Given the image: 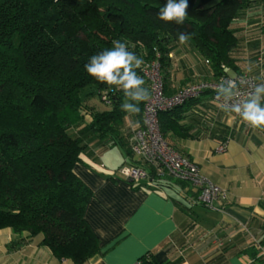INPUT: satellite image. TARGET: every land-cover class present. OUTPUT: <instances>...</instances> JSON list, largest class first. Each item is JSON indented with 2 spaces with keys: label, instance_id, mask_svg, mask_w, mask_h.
Returning a JSON list of instances; mask_svg holds the SVG:
<instances>
[{
  "label": "trees",
  "instance_id": "trees-1",
  "mask_svg": "<svg viewBox=\"0 0 264 264\" xmlns=\"http://www.w3.org/2000/svg\"><path fill=\"white\" fill-rule=\"evenodd\" d=\"M256 1L264 3L188 0V17L178 24L159 19L166 0H0V229L41 235L40 244L55 258L74 264L101 254L84 219L92 192L73 172L83 139L69 130L86 115V131L125 145L119 130L127 114L120 109L123 92L95 80L85 65L113 40L126 41L145 63H159L166 90L169 53L185 32L213 76L221 65L237 71L232 23ZM83 90L98 98L107 91L109 105L93 110L83 102ZM195 100L159 112L164 138L184 129L176 110ZM136 264L163 263L146 253Z\"/></svg>",
  "mask_w": 264,
  "mask_h": 264
},
{
  "label": "crops",
  "instance_id": "crops-1",
  "mask_svg": "<svg viewBox=\"0 0 264 264\" xmlns=\"http://www.w3.org/2000/svg\"><path fill=\"white\" fill-rule=\"evenodd\" d=\"M169 57L167 94L216 80L189 41L175 43ZM239 63L258 77L257 60ZM228 69L231 75L240 74L238 68ZM177 115L184 129L168 132L166 142L194 162L209 182L225 189L228 199L206 208L195 201V192L187 191L194 203L184 198L183 187L170 177L144 178L137 184L115 178L116 168L137 162L130 151L132 133L122 145L117 139H99L82 125L76 135L82 137L84 149L73 172L92 192L84 219L101 247V254L82 264H136L146 253L163 264H264V130L225 113L209 92L176 110ZM128 116L133 132L141 125V117ZM222 141L226 148L217 152ZM114 146L124 156L112 166L108 153ZM40 241L41 235L0 229V264H74L55 258Z\"/></svg>",
  "mask_w": 264,
  "mask_h": 264
},
{
  "label": "built area",
  "instance_id": "built-area-1",
  "mask_svg": "<svg viewBox=\"0 0 264 264\" xmlns=\"http://www.w3.org/2000/svg\"><path fill=\"white\" fill-rule=\"evenodd\" d=\"M208 63L207 60H205ZM257 65L260 67L258 77L249 73L229 75V69L221 65V73L215 81H200L184 87H179L171 94H166L159 63L146 62L142 66V74L148 81L151 91V99L144 102L141 114V125L132 132L133 141L130 151L136 159V163H124L116 171L115 178H123L132 184L139 183L144 178L170 177L175 181L185 184L182 195L194 203V197L188 196L187 191L195 192V201L206 208H214L215 203H223L228 199V192L209 182L199 171L197 165L170 146L162 136L158 114L180 106L190 99H196L204 92H209L211 99L220 105L216 99V87L221 81L235 80L238 85L239 97L243 99L252 91L260 79L264 82V56L257 57ZM100 100L109 105V95L103 91ZM235 115V114H234ZM226 148V141L220 142L217 152ZM264 255V250H261Z\"/></svg>",
  "mask_w": 264,
  "mask_h": 264
},
{
  "label": "clouds",
  "instance_id": "clouds-1",
  "mask_svg": "<svg viewBox=\"0 0 264 264\" xmlns=\"http://www.w3.org/2000/svg\"><path fill=\"white\" fill-rule=\"evenodd\" d=\"M188 0H166L160 8L159 19L165 22L175 21L182 24L187 16ZM190 35L180 32L178 41L185 45ZM112 48L90 57L85 65L87 73L113 91L123 92L121 111L128 115L140 112L139 104L151 99V91L145 87V80L137 74L142 69L144 59L129 50L127 42L113 40ZM216 99L225 113L235 114L249 127L264 130V82L258 83L243 99H238L239 90L235 80L221 81L216 87Z\"/></svg>",
  "mask_w": 264,
  "mask_h": 264
},
{
  "label": "rangeland",
  "instance_id": "rangeland-1",
  "mask_svg": "<svg viewBox=\"0 0 264 264\" xmlns=\"http://www.w3.org/2000/svg\"><path fill=\"white\" fill-rule=\"evenodd\" d=\"M198 1L199 0H196V2ZM211 4L212 3H210L209 5ZM232 28L234 29L238 37V47L232 53L235 66L237 63L236 67L238 68L240 73H248L249 71L247 70V67H241V63L239 62L248 58L255 64L259 55L262 54V56H264V4L256 1L249 9L243 10L233 21ZM229 75L231 76L230 73ZM85 90H83V92L81 93V97L83 102L87 106L97 111L106 109V105L101 102L100 98H98L96 94L90 93L88 95H84ZM88 121V116L85 115L81 119L79 124L70 129V132H72L73 135L79 134L78 131L80 127H82V125H86ZM129 123V116L126 115L122 126L120 127V129H122L120 130V132L123 139L129 138L128 136H131L132 126H130ZM108 154L112 156V160L109 161V164H111L112 166L120 164L124 156L123 150L115 146ZM104 160L108 161L107 159ZM117 169L118 168L114 170L112 175H115V171Z\"/></svg>",
  "mask_w": 264,
  "mask_h": 264
}]
</instances>
